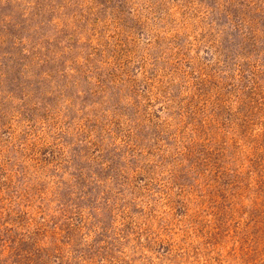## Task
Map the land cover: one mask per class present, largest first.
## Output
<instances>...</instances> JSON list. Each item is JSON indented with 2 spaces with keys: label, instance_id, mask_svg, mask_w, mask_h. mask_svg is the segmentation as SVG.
Masks as SVG:
<instances>
[{
  "label": "rangeland",
  "instance_id": "1",
  "mask_svg": "<svg viewBox=\"0 0 264 264\" xmlns=\"http://www.w3.org/2000/svg\"><path fill=\"white\" fill-rule=\"evenodd\" d=\"M0 264H264V0H0Z\"/></svg>",
  "mask_w": 264,
  "mask_h": 264
}]
</instances>
